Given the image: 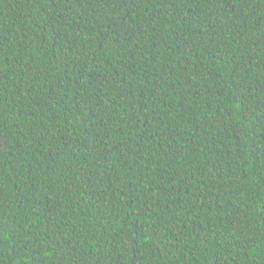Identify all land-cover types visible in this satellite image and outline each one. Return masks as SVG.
<instances>
[{
  "label": "trees",
  "instance_id": "obj_1",
  "mask_svg": "<svg viewBox=\"0 0 264 264\" xmlns=\"http://www.w3.org/2000/svg\"><path fill=\"white\" fill-rule=\"evenodd\" d=\"M0 264H264V0H0Z\"/></svg>",
  "mask_w": 264,
  "mask_h": 264
}]
</instances>
